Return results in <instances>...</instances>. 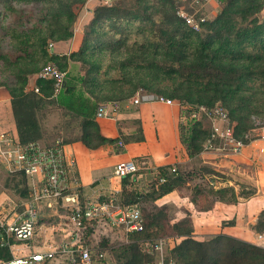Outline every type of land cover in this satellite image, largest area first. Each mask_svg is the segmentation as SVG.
I'll return each mask as SVG.
<instances>
[{"label": "trees", "instance_id": "1", "mask_svg": "<svg viewBox=\"0 0 264 264\" xmlns=\"http://www.w3.org/2000/svg\"><path fill=\"white\" fill-rule=\"evenodd\" d=\"M7 1L0 0L3 5ZM24 1L50 6L35 20L29 29L32 35L25 39L26 43L31 41V45L43 48L47 40L60 42L73 37L77 11L83 8L87 0ZM219 2L216 16L201 23L198 31L190 29L175 15L180 0H113L108 6L99 4L91 11L92 18L84 27L77 51L49 57L45 51H41L42 57H47L66 72L62 88L57 94L53 95L51 80L40 78L34 81L39 93L27 89V79L23 76L19 77L20 85L16 88L0 84L8 89L11 96L17 133L14 139L18 143L39 142L50 146L56 139H60L64 145L81 142L90 150L112 145L115 153H122L124 145L133 139L125 138L121 133L116 139L105 138L100 134L95 121V113L100 104L128 101L139 88V83L134 82L136 71H121L146 55L154 58L147 62L149 70L159 71L175 82V88L165 94L179 101L181 116L185 117V121L178 125L179 140L191 168L160 167L158 177L164 179V182L159 184V188L151 186L147 192L133 187L138 172L121 178L119 202L123 206H136L140 210L144 228L141 232L129 233L128 242L117 247H109L105 240L100 241L97 254L108 253L111 264H144L139 241L156 239L167 232L169 234L166 236L174 242L167 254L175 264H264V249L224 235L197 241L192 237L193 227L188 212L172 222L168 208L153 203L157 194L165 195L173 190L185 191L189 201L201 211L210 208L214 201L227 204L237 201L232 187L213 189L204 178V173L210 170L200 168L198 156L209 135L208 128L204 127L202 121L187 117L189 107H211L219 103L233 123V132L237 138L242 139L249 132L254 136L252 130L255 127L249 116L260 111L249 103L252 97L243 100L238 96L257 80H263L260 84L264 87V0ZM148 25L150 29L146 31ZM132 29L136 30L132 35L135 37L133 44L129 45ZM143 34L147 36L139 41L138 37ZM123 48L133 49L136 55L130 57L132 62L124 59L120 65L114 63L112 69L117 70L116 77H107L110 65L101 73L102 65L99 62L90 64L84 59L85 55L92 56L94 52H116ZM68 62L87 67L84 73L80 72L76 64L66 70ZM143 66L139 64L136 68ZM39 71L23 68L15 74H37ZM104 82H110L113 86L114 96L105 94ZM124 87L128 91H124ZM146 89L154 94L163 93L158 87L149 86ZM50 115H57V121L49 126L47 117ZM137 133L135 141H141L143 136L140 129ZM18 177L12 178L9 184L15 192L23 195L25 178L20 175ZM205 198H209L210 202ZM261 216H264V211ZM94 225L95 222L88 225L87 236L91 235V227ZM256 231L263 232L260 229ZM0 255L9 258L4 250L0 251Z\"/></svg>", "mask_w": 264, "mask_h": 264}, {"label": "crops", "instance_id": "2", "mask_svg": "<svg viewBox=\"0 0 264 264\" xmlns=\"http://www.w3.org/2000/svg\"><path fill=\"white\" fill-rule=\"evenodd\" d=\"M99 4H101L99 0L86 1L81 9L84 11L83 24L91 20V11ZM81 40L82 34L75 32L72 42L55 44L53 54L66 55L75 51L79 48ZM28 87L32 89L34 82ZM129 100L118 102L117 111L109 118L95 116L103 137L116 139L121 133L123 137L133 139L124 145V152L115 153L112 145H105L95 150L88 149L81 142L63 146L65 156L75 160V166L70 169L69 176L77 181V185L70 186L66 195L75 199L81 206L109 195H115L119 200L121 179L113 176L114 166L119 162L133 161L136 164L138 175L133 187L141 192H147L153 185L159 188L160 167L191 168L185 149L179 140L178 125L182 122L180 107L175 103L167 105L154 100H142L134 105ZM110 104L106 103L108 110ZM139 129L143 139L135 141ZM0 133L17 137L11 96L8 89L3 86H0ZM254 136L239 154L224 155L202 151L198 156L201 162L200 168L210 170L209 173H204L209 185L213 189L232 187L237 195L236 203L214 201L210 208L201 211L195 208L183 190H173L165 195L157 194L153 203L159 207L165 206L168 210L172 208L174 210V214L171 215L172 222L184 217L188 212L193 227L192 237L197 241L224 235L253 244L256 229L264 231V216H261L264 211V140L259 139L258 134ZM1 167L3 170L0 174L5 176L6 181L10 182L14 177L19 178L20 174L9 173L3 164ZM24 178L25 193L21 195L15 192V201L7 193L0 192V221L4 224L17 220L30 200L33 189L30 180ZM205 200L209 201V198ZM202 203L205 201L202 200ZM63 204L66 202L61 200L56 211L62 213ZM50 210L46 203L42 204L32 239L26 243L11 240L12 250L7 252L9 258L51 250L53 246L62 242L63 234L56 226L59 218L50 217ZM114 230L110 236L112 239L119 237L120 242L112 245L111 240L109 247H117L128 242V234L120 229ZM173 245V240H169V248ZM45 264L69 263L64 258L56 256Z\"/></svg>", "mask_w": 264, "mask_h": 264}, {"label": "built area", "instance_id": "3", "mask_svg": "<svg viewBox=\"0 0 264 264\" xmlns=\"http://www.w3.org/2000/svg\"><path fill=\"white\" fill-rule=\"evenodd\" d=\"M104 6L110 5L113 0H99ZM189 1V2H188ZM188 2L187 5L185 3ZM219 0H180L175 15L190 29L198 31L201 23L206 19L201 12L206 5H219ZM188 6V8L186 7ZM51 47V45H50ZM66 72L60 70L54 64L44 65L37 73L36 78L51 80L53 82V95L62 88ZM39 93L38 88H32ZM142 100H154L167 105L173 104L170 99L163 97H134L129 101L137 105ZM118 109V102L97 107L96 118L111 117ZM196 113L190 119L197 120V115L205 117L210 124L209 135L204 143V152H217L224 155H236L241 153L248 142L254 138L251 132L242 139L234 135L233 127L226 110L220 105L211 107L199 106ZM199 120V119H198ZM252 132L258 134V138L264 140V126H256ZM119 145H122L119 143ZM64 144L56 139L50 146H44L39 142L18 143L8 133H0V164H3L9 173L20 174L31 182L33 193L27 202L22 215L15 221L7 224L0 221V251L12 250L11 240L26 243L35 234L36 224L43 203L50 208V217L59 218L56 224L63 234V240L51 250L32 252L24 256H12L4 258L0 255V264H45L56 256L64 258L69 264H95L93 249L84 242V234L88 225L92 222L102 223L111 229H120L126 234L143 231V218L136 206H123L115 195L88 202L81 206L75 199L68 197L70 186L77 185V181L69 176L70 169L75 166L74 158H67L63 152ZM174 171V169H172ZM138 172L133 161L117 163L113 169V176L121 179ZM163 183L164 179L158 178ZM208 182V181H207ZM62 213L56 211L60 201ZM170 238H156L139 241L140 251L148 260L144 264H175L168 256ZM253 245L264 249V231L255 233ZM99 258L104 253L97 254Z\"/></svg>", "mask_w": 264, "mask_h": 264}, {"label": "rangeland", "instance_id": "4", "mask_svg": "<svg viewBox=\"0 0 264 264\" xmlns=\"http://www.w3.org/2000/svg\"><path fill=\"white\" fill-rule=\"evenodd\" d=\"M50 7L49 5L44 4H37L32 2H26L24 0H9L7 1L6 5H3L0 2V84L5 83L10 87L16 88L19 84V77H24L27 79V89H29L28 85L31 86L33 82L36 79L37 74H30L27 73L24 75V72H21L19 76L15 74V72L18 69H41L46 64H53V61H50L47 57L41 56V51H45L47 56L53 55V51L55 49V44L67 42V41H73L75 32L78 34H82L84 32V27L87 24H83L85 22V19L82 18V15L84 11H81L79 9L77 11V18L75 23L73 24V37L69 40L60 41V42H52L51 40H47L45 45L41 46H33L31 45L33 42L29 41L28 43L25 42V39L27 36L32 35V33H29V29L34 25L35 20L41 15L42 11L45 10V8ZM188 8V6H186ZM219 11V6H215L214 4L206 5L203 8V11L201 12V16H203L206 20H212L216 14ZM264 17V12H262V18ZM150 29V26H147L146 31ZM136 30L132 29L130 30V36L132 37L131 40H128V44H133V39L135 37L132 36L133 33H135ZM35 35V34H34ZM147 34H143L138 37L139 41L146 37ZM77 42V41H76ZM31 45V47H30ZM51 45V47H50ZM78 50V48H77ZM75 50V51H77ZM72 51V52H75ZM96 51V50H95ZM251 51V50H249ZM71 52H69L66 55H69ZM136 53L133 51V49H125L123 48L120 51L116 52H103L98 53L94 52V55L87 54L85 55L84 59L86 61L90 62H96L100 63L102 65L101 73L108 68L110 65V69L108 70L107 77H116L117 76V70L112 69L114 68V63H117L120 65L122 60L128 59L131 61L130 57L135 56ZM264 57V56H263ZM153 57H147L146 55H143V59H138L135 61V64L133 62L132 65L129 67L123 69L121 72L127 73V72H134L136 71V74L134 76V82L139 83V88L135 91L134 95L129 98L132 99L134 97L142 98V97H163L165 99H170L173 101V103L177 104L179 106V101L171 98L170 96L166 95L165 93L171 92L175 88V82L171 80L166 75H163L161 72L156 70H149L147 67V62L150 61ZM154 59V58H153ZM146 60V63L144 62ZM132 62V61H131ZM72 64H76L80 70L81 73H84L86 65H81L80 63H72L68 62V67L66 70L71 68ZM92 64V63H90ZM141 64L142 68H136ZM263 65H264V59H263ZM157 77V78H156ZM139 81V82H138ZM261 81L263 80H257L252 86H248V90H244L242 93L239 94V99H245L248 97H252L253 100L249 103L251 106L255 107L260 113H254L249 116L251 122L253 123V126H264V116L262 113H264V87L262 86ZM31 83V84H30ZM144 86L147 87H158L160 91L163 93L154 94L153 92H150ZM112 85L109 83H105L103 85V89L106 95L114 96L115 93L112 89ZM127 88L124 87V91ZM117 102V101H116ZM215 105H220L219 103H216ZM205 106V105H202ZM221 106V105H220ZM199 106H192L189 107V115L188 119L191 118V115L193 113H196V109ZM225 109V108H224ZM255 110V109H253ZM202 121L204 127L208 128V132L210 129L209 121L201 116L197 115V120ZM49 126L52 125L57 121V115H50L47 117ZM185 121V117L182 116V122ZM231 122V121H230ZM231 124H233L231 122ZM253 135V133H251ZM2 167L0 164V171H2ZM1 173V172H0ZM6 183V184H5ZM9 181H6L5 176H2L0 174V192H5L7 195H10V198L15 201V191L13 188H11V184H9ZM170 215L174 214V210L170 208L168 211ZM92 228L91 235L87 236V229L85 230L84 234V242L92 247L94 253V261L95 264H111V256L107 253L104 254L102 258H99L97 255V246L99 245L101 240H105L107 246L111 245L110 241L112 240V245H115L120 242V240L117 238L112 239L110 236L112 232L114 233V229L109 228L107 225L102 223H95V225ZM169 233L167 232L165 235L159 237V238H170L167 237ZM169 247V246H168ZM142 253V252H141ZM143 254V253H142ZM144 256V255H143ZM148 260V257L144 256V263Z\"/></svg>", "mask_w": 264, "mask_h": 264}]
</instances>
